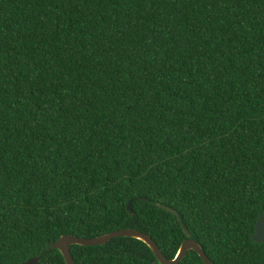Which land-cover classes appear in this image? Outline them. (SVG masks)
I'll return each mask as SVG.
<instances>
[{
	"label": "trees",
	"instance_id": "1",
	"mask_svg": "<svg viewBox=\"0 0 264 264\" xmlns=\"http://www.w3.org/2000/svg\"><path fill=\"white\" fill-rule=\"evenodd\" d=\"M160 204L216 264H264V0H0V264L130 228L175 259ZM71 251L160 264L134 237Z\"/></svg>",
	"mask_w": 264,
	"mask_h": 264
},
{
	"label": "water",
	"instance_id": "2",
	"mask_svg": "<svg viewBox=\"0 0 264 264\" xmlns=\"http://www.w3.org/2000/svg\"><path fill=\"white\" fill-rule=\"evenodd\" d=\"M138 198H142V197H138ZM160 206L163 209L177 216L178 221L185 230V233L187 234V239L182 243L179 253L175 259H168L162 253V250L160 249L159 245L151 236L140 230L131 229V228L114 230L112 232L93 238L78 237L72 234L63 235L57 241H53L49 243L47 249H51V248L58 249L63 254L67 264H75L71 251L72 246L75 244L84 245V246L104 245L114 238L134 237L143 240L146 244H148V246L153 250L160 264H180L190 250H194L198 252L206 264H216L207 255L203 247L195 239L192 238V233L190 229L187 227L180 213L175 208L169 205L160 204ZM128 210L131 214H134V210L132 208V201L128 203ZM253 239L257 242H264V214L260 217L256 225V233L254 234ZM47 249H45L40 256L31 258L30 260L21 264H40L42 256Z\"/></svg>",
	"mask_w": 264,
	"mask_h": 264
}]
</instances>
